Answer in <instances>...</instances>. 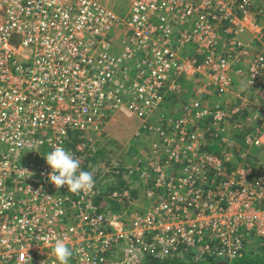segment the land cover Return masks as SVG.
<instances>
[{
    "label": "built area",
    "instance_id": "2783aa9c",
    "mask_svg": "<svg viewBox=\"0 0 264 264\" xmlns=\"http://www.w3.org/2000/svg\"><path fill=\"white\" fill-rule=\"evenodd\" d=\"M185 76L200 81L197 97L163 121L159 105ZM261 95L264 0H131L124 16L96 0H0V264H58L56 238L69 264L264 254V166H245L226 120L248 111L233 128L260 148ZM120 119L138 152L121 155L129 185L118 188L119 156L98 152ZM54 145L95 169L90 193L50 182ZM134 183L143 210L127 214ZM101 194L123 208L102 210Z\"/></svg>",
    "mask_w": 264,
    "mask_h": 264
},
{
    "label": "trees",
    "instance_id": "16d2710c",
    "mask_svg": "<svg viewBox=\"0 0 264 264\" xmlns=\"http://www.w3.org/2000/svg\"><path fill=\"white\" fill-rule=\"evenodd\" d=\"M218 34L219 35H228L225 34L224 29H218ZM193 54V49H190L189 52H186V56H190L192 57ZM201 58V57H199ZM199 75V74H197ZM194 77L188 78L187 76H185L183 79H181L180 82V89L181 92L180 93H176V92H168L167 96L165 95L163 100L161 101L160 105H159V109H160V113L164 116V119H169L171 117H173L174 115H178V113H180V115L187 113V110L182 109V107L184 105L189 104L188 100H190L191 98H196V84H200V81L197 80ZM166 88V90L168 89L167 85L164 87ZM213 100H216V97H212ZM178 104H181V108L177 109ZM189 106V105H187ZM227 123L228 125H230V129L233 130L234 134L232 136V139L234 140H239L242 143V139L243 137V130L239 131V130H235L233 128L234 122L235 120H239L241 123L245 122V118L242 116L240 117H236L235 115L233 117H228L227 119ZM160 122L162 123V121L160 120ZM216 140H218V138H216ZM118 140L115 139L113 136H111L110 134L106 135L105 138L103 140L100 141L101 144V152H113L115 149H117V151H115L116 153L118 152L119 148H118ZM133 146H130V149H132ZM205 149L208 151H219V149L217 148V144L215 143H210L208 142L207 145H204ZM256 148V147H254ZM253 148V149H254ZM131 151V150H130ZM260 152V149H254L253 153H258ZM119 166H118V174H116L115 176H117L118 182L121 181V185L122 187H126L129 184L125 182V180H122V176L124 175L123 173H125L124 171V165H123V161H124V157L120 156L119 159ZM96 178V177H95ZM103 183V184H102ZM119 183V184H120ZM99 185H100V191L103 192L104 190H106V188L108 187V183L107 182H103L101 180H99ZM110 190V188H109ZM135 191H133L134 193ZM102 196L99 199V206L102 210L104 211H108V212H118L120 211V205L116 204L113 200L108 199V197H105L104 195H100ZM108 199V200H106ZM110 200V201H109ZM193 253L190 255H178V256H168L163 260L158 259V257L156 258H152V257H146L145 260L148 262V264H264V254L261 251L258 252H246L245 254H242L241 257L235 259V260H225V259H213L210 257H202L203 255L199 256L198 260H194L193 258L197 256L198 252L196 251V249H192ZM263 250V249H262ZM202 257V258H201ZM199 262V263H198Z\"/></svg>",
    "mask_w": 264,
    "mask_h": 264
},
{
    "label": "clouds",
    "instance_id": "9594fccd",
    "mask_svg": "<svg viewBox=\"0 0 264 264\" xmlns=\"http://www.w3.org/2000/svg\"><path fill=\"white\" fill-rule=\"evenodd\" d=\"M129 150H131L130 147ZM45 159L52 169L49 180L57 189L67 186L68 192L76 195L87 194L94 189L95 169L93 171L81 170V160L64 147L54 145L53 150L45 156ZM42 240L47 244L49 237L44 236ZM52 254L56 257L58 264H69L73 250L62 239L56 238L52 245Z\"/></svg>",
    "mask_w": 264,
    "mask_h": 264
},
{
    "label": "rangeland",
    "instance_id": "374dc122",
    "mask_svg": "<svg viewBox=\"0 0 264 264\" xmlns=\"http://www.w3.org/2000/svg\"><path fill=\"white\" fill-rule=\"evenodd\" d=\"M98 2H101L105 5H107L109 8L113 9L114 11H116L117 13H119L121 16H124L129 8H130V1L131 0H96ZM117 38H119V34L118 31L115 32V37H113V39H116L115 42L117 41ZM261 105H262V109L264 111V96L261 98ZM125 120H119L118 123L115 124V126H113V128L111 129L112 131H114L113 133H116V138L118 139V152L117 155L120 157L121 155H125L127 152L130 153L127 157H129L130 155H136V153L138 152V147L137 146H133L131 151L129 150V139L132 137L131 133L133 132L132 127L130 124H125ZM124 123V125H123ZM264 147V141L262 144ZM115 152V151H113ZM112 152V153H113ZM124 154H122V153ZM263 157H260V162H262L264 164V155H262ZM254 163H246L245 166H253ZM104 177L105 179L103 180V182H107L109 185L107 187V189L110 188V186L113 184V180L112 177ZM121 181L118 182V188H120L122 185L120 183ZM120 183V184H119ZM137 183V182H135ZM133 184V189L136 190L138 189L139 191V196H136V194H134V200L133 203H131L129 206L124 207V209H128L125 210L123 212H126L127 214H131L136 210H143V196L142 194L144 193L143 189L136 187V184ZM111 190V188H110ZM136 193V192H135ZM121 206V205H120ZM123 207L121 206L119 209H122Z\"/></svg>",
    "mask_w": 264,
    "mask_h": 264
},
{
    "label": "crops",
    "instance_id": "0c3cea01",
    "mask_svg": "<svg viewBox=\"0 0 264 264\" xmlns=\"http://www.w3.org/2000/svg\"><path fill=\"white\" fill-rule=\"evenodd\" d=\"M260 50H261V48L258 49V52H260ZM240 68L243 70V75L234 74V86L236 89H239V90L244 87V81H245L244 67L240 66ZM244 93L247 94V96L250 99L255 97V94L251 91H245ZM262 97L263 96L261 95V98ZM211 100H213L212 97H211ZM180 105L181 104H178L177 109L180 108ZM248 115H249L248 111L243 112V117L245 119H247ZM261 131L264 133V123L262 124ZM115 134L116 133L110 132V135L113 136L115 139H117ZM263 140H264V135H263ZM237 141L240 143L242 149L247 151V156L245 157V159H243V161L245 163H252V161H255L258 168H259V166H264V164L262 162H260V157L262 158L263 157L262 155H264V147L261 146L260 148H254V149H260V152L253 153V150H254L253 147L248 148L245 144L244 139H242V143L239 140H237ZM114 151H117V149H115ZM104 153L105 152H101V149H100V151L98 152V157H103ZM93 161H94L93 163H95L97 160H93Z\"/></svg>",
    "mask_w": 264,
    "mask_h": 264
},
{
    "label": "bare ground",
    "instance_id": "6f19581e",
    "mask_svg": "<svg viewBox=\"0 0 264 264\" xmlns=\"http://www.w3.org/2000/svg\"><path fill=\"white\" fill-rule=\"evenodd\" d=\"M263 146V145H262ZM248 164V163H247ZM199 263V262H198Z\"/></svg>",
    "mask_w": 264,
    "mask_h": 264
}]
</instances>
